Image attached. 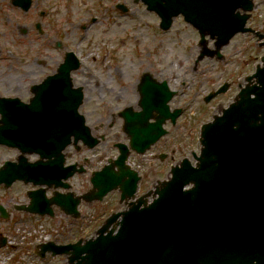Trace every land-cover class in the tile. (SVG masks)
<instances>
[{"label":"water","instance_id":"obj_1","mask_svg":"<svg viewBox=\"0 0 264 264\" xmlns=\"http://www.w3.org/2000/svg\"><path fill=\"white\" fill-rule=\"evenodd\" d=\"M145 1L159 14L162 28L169 27L173 16L182 14L202 39L205 34L216 39V49L234 33L250 31L245 27L249 16L245 12L251 10L252 0ZM206 53L212 55L213 51ZM261 60L262 66H257L235 102L202 126V147L195 167L184 162L182 167L172 168L170 181L156 189L158 197L151 203L138 208L144 202L140 197L125 211L111 214L95 237L56 246L53 253H70V264H264V56ZM66 65L59 84L57 76L48 78L34 89L30 103L17 104L15 112L2 119L0 143L22 153L17 163L7 161L0 168V182L6 186L15 179L67 186L60 179L72 171L63 169L61 151L71 137L74 141L89 138V129L77 110L82 93L67 77L74 64ZM252 78L256 83H251ZM144 81L143 119L147 121L152 110L158 115L156 122L146 123L144 129H125L131 147L138 152L165 132L161 124L166 118L174 121L179 112L168 111L166 102L171 94L164 84ZM120 147L113 162L118 170L108 165L96 172L85 199H101L115 188L121 199L133 196L138 177L125 165L127 150ZM25 153H37L40 159L29 162ZM188 182H193V187L183 190ZM29 196V205L22 206L27 211L51 214L50 204L55 203L77 214L79 198L71 193L47 200L40 188ZM118 216H122L120 226L114 233L116 226H109ZM51 245L44 244L42 252Z\"/></svg>","mask_w":264,"mask_h":264},{"label":"rangeland","instance_id":"obj_2","mask_svg":"<svg viewBox=\"0 0 264 264\" xmlns=\"http://www.w3.org/2000/svg\"><path fill=\"white\" fill-rule=\"evenodd\" d=\"M116 2H123L129 11L122 15L115 9ZM41 10H46L44 18L39 15ZM91 17H96V22L81 29L79 24L88 23ZM8 20L0 23L1 61L6 62L5 53L13 51L18 57L13 59L18 67H29L28 72H18L17 90L11 94L19 95L29 77L37 82L52 72L63 52L72 50L81 60L79 69L73 72L74 83L84 90L81 112L92 129H100L102 133L115 131L117 139L124 140L116 112L136 100L135 86L142 72L165 79L177 91L170 102L171 107L182 108L176 123L169 124L167 134L144 155L132 153L129 158L142 177L137 194L164 179L169 163L184 156L192 160V153L197 154L200 148V124L211 120L213 114L231 101L239 85L244 84L245 76L253 72L264 55V45H259L251 34L240 33L222 48L221 59L204 57L195 63L199 52L197 32L180 17L173 20L168 31H162L157 16L132 0H34L28 13L13 11ZM36 21L41 22L44 35L48 33L49 42L31 29ZM248 25L264 30V1H255ZM57 40L61 41L60 50L53 46ZM209 46L212 47L211 42ZM224 82H229L228 89L205 103L203 96ZM9 86L2 83L1 88ZM92 152L96 154L93 166L117 154L109 136ZM159 152H167L164 160L157 157ZM16 153L0 146V164L5 159H14ZM69 182L76 193L90 186L85 174ZM31 187L17 182L7 189L0 188V203L9 212L8 218L0 216V235H8L9 239L8 244L0 247V264H64V256L40 259L34 252L35 243L45 238L63 242L92 236L111 210L123 207L114 191L100 202H81L79 219L58 209L53 217L15 210L14 203L27 202L26 190Z\"/></svg>","mask_w":264,"mask_h":264},{"label":"flooded vegetation","instance_id":"obj_3","mask_svg":"<svg viewBox=\"0 0 264 264\" xmlns=\"http://www.w3.org/2000/svg\"><path fill=\"white\" fill-rule=\"evenodd\" d=\"M10 2H11V0H0V23L3 20L9 21L8 17L12 16L13 11L17 12V10H18L17 7L11 5ZM32 2H33V0H32ZM7 5L9 6V8L5 7ZM10 5L13 7H11ZM12 8H13V11L11 10ZM92 23H93V21L90 20V24H92ZM82 27L87 28L88 26L82 25ZM1 54H2V52L0 49V95H12L11 92L17 90V87L15 85H18V83H17V81H18L17 78H19V76H17L18 72L19 73L28 72L29 67H27V66H25L24 68L18 67L17 61L13 60V59H17L15 57L16 55H14V54H10V55L6 56V58H5L7 60L6 62L1 61L2 60ZM26 82H27V86H25L24 90L22 92H20L19 95H17L16 93L14 94L16 96H19L22 100H27L30 96L29 85L33 82V77H29V79H26ZM2 83L8 84L10 86L3 89V88H1ZM3 87H4V85H3ZM132 106L134 107V109L137 108V100L134 101ZM112 126H113V124L110 123L109 129H111ZM107 136H109V139L113 140L112 141L113 143L118 140L117 139L118 136L115 135V131L114 132L110 131L106 134V136L104 135L105 138ZM124 140L128 141L126 135H124ZM89 150L90 149L86 148L85 146H80V147H74V148L70 149V151L67 152L68 159H73L72 162H75L77 164L76 167L83 165L85 172H83L81 174H85L87 176L90 174V172L93 169L97 168V166L92 165L93 159L88 158L87 153L89 152ZM164 157H166V155Z\"/></svg>","mask_w":264,"mask_h":264}]
</instances>
